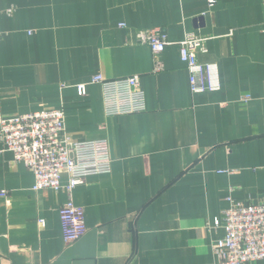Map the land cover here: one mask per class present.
Returning <instances> with one entry per match:
<instances>
[{
  "label": "crops",
  "instance_id": "0c3cea01",
  "mask_svg": "<svg viewBox=\"0 0 264 264\" xmlns=\"http://www.w3.org/2000/svg\"><path fill=\"white\" fill-rule=\"evenodd\" d=\"M150 27L171 41L160 71L136 41ZM0 31V114L62 109L70 137L106 139L111 157L74 188L86 230L66 243V192L33 190L0 142V264L215 261V219L264 196V0H0ZM189 32L205 39L197 59L216 65L217 91L190 90L177 44ZM97 73L139 75L145 110L106 114L97 83L79 95Z\"/></svg>",
  "mask_w": 264,
  "mask_h": 264
},
{
  "label": "built area",
  "instance_id": "2783aa9c",
  "mask_svg": "<svg viewBox=\"0 0 264 264\" xmlns=\"http://www.w3.org/2000/svg\"><path fill=\"white\" fill-rule=\"evenodd\" d=\"M11 11L8 9L7 13ZM135 35L138 43L150 47L155 57L154 71L162 70L158 56L171 43L162 29H139ZM177 44L180 59L188 72L191 92L217 91L220 82L216 65L197 59L198 53L207 51L204 37L189 32ZM91 83L100 85L108 115L137 113L146 108L139 75L107 78L97 73L88 81L76 84L77 93L84 95ZM0 142L2 150L11 152L15 161L24 163L33 173V190L66 192L67 200L58 209L63 239L66 243L79 239L86 230L84 210L74 203L72 193L89 176L110 172L108 141L73 139L66 132L63 110L49 109L10 118L0 114ZM63 174L67 175L65 183L62 182ZM0 195L7 197V192L2 190ZM38 223L44 226L45 221L38 219ZM214 226L222 228L224 235L212 244L216 259L209 264H249L264 260V196L258 202L230 201L215 219Z\"/></svg>",
  "mask_w": 264,
  "mask_h": 264
}]
</instances>
